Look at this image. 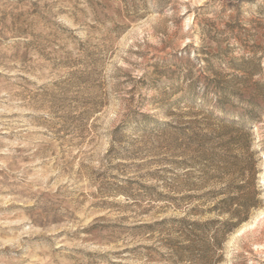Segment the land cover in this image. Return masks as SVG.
I'll return each mask as SVG.
<instances>
[{"label": "rangeland", "instance_id": "obj_1", "mask_svg": "<svg viewBox=\"0 0 264 264\" xmlns=\"http://www.w3.org/2000/svg\"><path fill=\"white\" fill-rule=\"evenodd\" d=\"M0 264H264V0H0Z\"/></svg>", "mask_w": 264, "mask_h": 264}]
</instances>
